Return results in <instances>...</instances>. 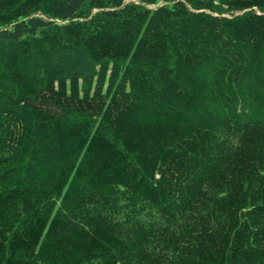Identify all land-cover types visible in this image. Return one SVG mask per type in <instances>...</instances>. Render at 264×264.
<instances>
[{"label": "trees", "instance_id": "trees-1", "mask_svg": "<svg viewBox=\"0 0 264 264\" xmlns=\"http://www.w3.org/2000/svg\"><path fill=\"white\" fill-rule=\"evenodd\" d=\"M0 264H264V0H0Z\"/></svg>", "mask_w": 264, "mask_h": 264}, {"label": "bare ground", "instance_id": "bare-ground-1", "mask_svg": "<svg viewBox=\"0 0 264 264\" xmlns=\"http://www.w3.org/2000/svg\"><path fill=\"white\" fill-rule=\"evenodd\" d=\"M143 34V33H142ZM139 36V35H138ZM140 37V36H139ZM240 42V41H239ZM238 43V42H237ZM243 44V42H242ZM246 45V44H245ZM257 45V44H256ZM255 51V50H254ZM260 51V50H259ZM114 96V95H113ZM243 96V95H242ZM243 98V97H242ZM248 98V97H247ZM243 100V99H242ZM236 101V100H235ZM238 101V100H237ZM254 101V100H253ZM244 106V105H243ZM248 106V103H247ZM205 121V120H204ZM197 124V123H196ZM202 125V124H201ZM206 127V126H205ZM194 132V131H193ZM196 133V132H195ZM204 134V133H203ZM149 155V154H148ZM134 159V158H133ZM131 161V160H130ZM202 167V166H201ZM196 168V167H195ZM185 169V168H184ZM151 173V172H150ZM162 177V176H161ZM196 179V178H195ZM196 183V182H195ZM153 185V184H152ZM63 194V193H62ZM65 194V193H64ZM60 196V195H59ZM134 197V196H133ZM121 201V200H120ZM147 208V207H146ZM257 209V208H256ZM251 210V209H250ZM167 212V211H166ZM198 212V211H197ZM119 214V213H118ZM156 214V213H155ZM122 215V214H121ZM180 215V214H179ZM106 216V215H105ZM108 216V215H107ZM145 217V216H144ZM155 217V216H154ZM119 219V218H118ZM157 220V219H156ZM168 220V219H167ZM173 220V219H172ZM106 221V220H105ZM163 221V220H162ZM123 222V221H122ZM154 222V221H153ZM105 223V222H104ZM132 223V222H131ZM157 223V222H156ZM162 223V222H161ZM175 224V223H174ZM106 227V226H105ZM181 228V227H179ZM105 230V229H104ZM115 234V233H114ZM129 240V239H128Z\"/></svg>", "mask_w": 264, "mask_h": 264}]
</instances>
